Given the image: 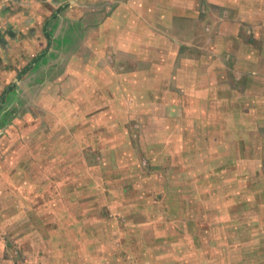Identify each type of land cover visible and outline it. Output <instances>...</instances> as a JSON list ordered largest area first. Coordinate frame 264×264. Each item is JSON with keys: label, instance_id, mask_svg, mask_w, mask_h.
Returning <instances> with one entry per match:
<instances>
[{"label": "crops", "instance_id": "1", "mask_svg": "<svg viewBox=\"0 0 264 264\" xmlns=\"http://www.w3.org/2000/svg\"><path fill=\"white\" fill-rule=\"evenodd\" d=\"M263 2L0 0V69H3V77L9 76L16 62L23 61L24 66H29L24 75L31 79L39 72L44 75L54 66L56 77L73 78L72 85L59 82L57 87L71 89L77 100V109H132L127 104V100L132 98L135 109L152 110L155 121L152 128L158 131L157 134H150L153 140H171L174 145L178 144L175 147H179L183 146L182 142L189 145L193 139L207 140L208 134L214 133L215 152L222 154L227 151L231 166L237 167L234 162L241 164L239 174L243 173L244 164L248 165L246 160L253 158L250 164L256 169H249L252 180L247 179V187L261 190L262 198L258 204L263 209V234L258 237L259 240L264 239V180L257 176V172L264 168ZM214 10H218L216 13L219 15L213 21L210 19L213 34L208 41L211 32L207 20ZM49 77L46 75L43 83L48 82ZM97 101H103L105 105L96 107ZM83 117L80 121L82 125L86 122L84 114ZM86 124L89 125V122ZM199 132L205 133V136L195 137L194 134ZM88 148L92 150L91 146ZM80 162L78 159L71 163L70 171L77 174L75 181L72 177V185L76 182L80 186ZM59 163L62 167L65 164ZM89 177L91 179L85 185L90 189L95 181L93 176ZM10 178L7 182L3 181L4 175L0 172V188L8 199L7 207H4L5 198L2 201L0 197V228L14 239L23 225L19 223L24 222L34 224L33 229L38 234L24 227V236L46 237V226L37 220L45 212L31 214L28 210L21 211L17 202L19 199L15 196L19 192L17 179L12 182ZM72 197L75 202L68 214L77 240H82L85 247L100 244L104 238L106 243L112 242L110 238L116 235L110 236V231L93 230L96 225L93 228L88 225L91 218L95 221V217L100 221L108 219L109 225L111 214L107 216V206L94 202L91 211L85 209L81 214L78 210L79 194ZM255 199V196L249 195L247 201ZM54 201L49 205L55 204ZM31 202L32 199H28L27 203ZM233 204L231 214L243 210L238 206L241 207L244 201L239 205ZM132 222L140 226L136 220ZM84 224L85 229L80 230ZM217 225L212 226L214 235L219 240L218 245L223 246L224 228ZM87 228L91 229L90 233ZM67 230L68 225L57 224L56 241L59 233L64 235ZM92 230L101 237L100 240L86 238V235L92 236ZM238 233L242 236L240 243H245L244 238L248 234ZM230 242L228 245L232 247ZM259 243L264 247V240ZM69 244L65 243L67 249L63 251L66 252L58 256L55 263L74 262L73 249ZM36 246L39 252H45L44 255L56 251L55 243L40 241L33 248ZM5 247L0 233V264H14L5 257Z\"/></svg>", "mask_w": 264, "mask_h": 264}, {"label": "rangeland", "instance_id": "2", "mask_svg": "<svg viewBox=\"0 0 264 264\" xmlns=\"http://www.w3.org/2000/svg\"><path fill=\"white\" fill-rule=\"evenodd\" d=\"M217 11L207 20L211 32L208 41L212 39L211 24L219 15ZM227 15L231 17V13ZM24 64L18 60L6 77L0 69V172L3 181L17 179L19 192L15 196L21 211L45 212L37 220L46 226L48 235L24 236V227L32 233L36 231L34 224L23 222L14 238L19 241H15L0 228L5 257L14 264H59L54 261L65 254V243H70L75 258L72 264H264V247L259 243L264 239L258 237L263 234V209L258 204L261 190L247 187V179L252 178L249 169H256L250 164L253 158L246 160L248 165L244 164L239 174L241 164L234 162L237 167L231 166L227 151L215 152L214 133H209L207 140L193 139L189 145L182 142L179 147L171 140H153L150 134L158 131L152 128V110L135 109L132 98L127 100L132 109H77L71 89L57 87L59 82L72 85L73 78L56 77L54 66L31 79L24 74L18 76ZM46 75L51 77L43 83ZM95 105L105 103L97 101ZM83 114L86 122L82 125ZM194 136L203 137L205 133ZM78 159L80 186L71 184L77 174L70 171L71 163ZM263 170L257 176L264 180ZM89 176L95 181L90 189L85 185ZM70 193L79 194L81 214L85 209L91 211L94 202L107 206L111 223L95 217L88 225L116 235L110 238L112 242L106 243L104 238L100 244L85 247L82 240H77L68 214L75 202ZM249 195L257 199L247 201ZM0 197L2 201L5 198L3 206L7 207L2 188ZM28 199H32L30 204ZM54 200L56 203L49 205ZM242 201L238 209L243 210L231 214L233 203L239 205ZM130 217L140 226H135ZM57 224L68 225V230L61 236L58 231L56 241ZM215 224L224 228L223 246L218 245L214 235ZM82 229L85 224L80 226ZM90 230L87 228V232ZM238 232L248 234L245 243H240L242 236ZM96 235L93 231L86 238L100 240ZM256 239L259 241L254 243ZM40 241L55 243L56 251L44 255L37 246L34 249Z\"/></svg>", "mask_w": 264, "mask_h": 264}, {"label": "trees", "instance_id": "3", "mask_svg": "<svg viewBox=\"0 0 264 264\" xmlns=\"http://www.w3.org/2000/svg\"><path fill=\"white\" fill-rule=\"evenodd\" d=\"M28 67H29L28 65L23 66V68L20 70L18 76L24 74L28 70ZM6 90L7 89H5V91Z\"/></svg>", "mask_w": 264, "mask_h": 264}]
</instances>
